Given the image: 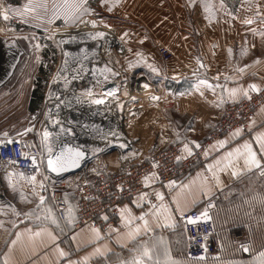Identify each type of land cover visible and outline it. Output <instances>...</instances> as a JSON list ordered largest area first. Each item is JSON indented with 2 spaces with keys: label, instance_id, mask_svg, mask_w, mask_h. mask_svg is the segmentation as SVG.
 Masks as SVG:
<instances>
[{
  "label": "crops",
  "instance_id": "1",
  "mask_svg": "<svg viewBox=\"0 0 264 264\" xmlns=\"http://www.w3.org/2000/svg\"><path fill=\"white\" fill-rule=\"evenodd\" d=\"M113 2L114 16L119 17V22L124 21L129 30L130 25L136 27L137 33H129L126 42L148 46V65L158 69L153 72L148 67V77L154 83L148 84L151 97L148 154L177 142L187 144L192 153L196 146L191 141L198 144L204 141L226 104L242 100L252 90L264 89V0H239L236 5L226 0ZM248 20L252 22L246 23ZM160 46H167L173 57L162 59ZM1 47L0 44V53ZM2 61L3 57L1 67ZM70 73L73 72L64 74ZM35 89L30 96L34 101L32 111L41 115L45 99L40 98V92L34 94ZM153 93H159L160 97H153ZM99 94L105 96L102 91L92 95ZM63 95L68 102V97ZM37 126L41 131V121ZM235 132L210 143L204 161L186 178L158 184L149 175L145 183L147 190L122 203L117 223L108 230L89 224L76 226L72 191H66L69 208L66 218L60 219L42 172L35 170L24 187L43 196L40 206L47 204L50 213H46L42 222L25 221L12 228L6 243L0 247V264L5 260L7 264H126L138 258L145 247L152 259L143 257L144 264H155L157 260L161 264L165 260L180 264H254L257 254L264 251V213L258 207L261 198L241 202L242 199L227 197L236 196L244 184L251 186V178L264 181L259 173L264 168L261 150L264 105L257 111L249 131L240 129L238 135ZM222 140L227 141L223 146L218 143ZM60 141L54 142L52 150ZM246 143L251 145L260 167L248 168L245 163ZM77 146L86 150L82 145ZM188 155L184 147L183 156ZM112 161L113 158H106L97 165L107 170H117L123 165L119 163L115 167ZM17 171L9 166L7 173L0 175V183L8 188ZM234 171L236 175L232 174ZM82 179L78 177L77 183ZM71 182L76 183V178ZM229 204L232 209H225ZM233 205L238 206L237 211ZM207 206L212 207L219 249L208 260H192L187 256V232L180 215ZM141 214H146L150 230L146 231L144 221L138 219ZM53 218L57 223H52ZM130 233L135 234L130 236ZM242 245L249 251H244Z\"/></svg>",
  "mask_w": 264,
  "mask_h": 264
},
{
  "label": "rangeland",
  "instance_id": "2",
  "mask_svg": "<svg viewBox=\"0 0 264 264\" xmlns=\"http://www.w3.org/2000/svg\"><path fill=\"white\" fill-rule=\"evenodd\" d=\"M226 1L230 5L239 3V0ZM28 3L29 0H0V9L9 10L8 20L0 15V59L3 57V67L0 66V137L21 134L40 147L46 156L48 147L52 148L57 140L82 145L88 152L83 168L65 178L52 176L68 192L74 189L78 177L99 169L98 161L113 158L112 163L117 167L119 163L149 157L148 101L151 97L148 96V84L154 83L148 77V46L126 42L129 33H137L135 24L130 25L129 30L124 21L119 22V17L114 16L113 0L106 3L84 0L82 7L91 9L87 13L75 8L81 0H32L36 10L26 17L16 16L11 11L22 10ZM82 24L105 34L115 32L113 43L103 44L100 37L93 40L88 35H93L92 30L85 32L81 40L73 35L69 38L57 35L61 30H73ZM67 71L73 73L64 74ZM109 82L118 85V94L110 97L92 95L101 93V87ZM141 86L146 88L144 92H139ZM35 87H40L45 99L41 115L30 109V96ZM152 96L159 98L160 94L153 93ZM97 100L102 103H95ZM69 104L82 108H72L67 113L63 108ZM39 121L41 131L37 126ZM25 129L31 131L25 132ZM45 132L50 134L47 140L44 139ZM113 137L124 138L126 147L114 144ZM29 178L30 174L17 171L8 188L0 183V230L4 229L8 236L17 224L42 222L46 213H50L47 204L40 206L39 195L24 187ZM75 178L76 183L72 184L71 180ZM249 182L251 186L244 184L237 194L234 193L236 196L227 198L242 199L243 202L252 197H264V181L251 178ZM233 207L234 210L238 208L237 205ZM258 207L264 213V204ZM225 209H232V206L229 204Z\"/></svg>",
  "mask_w": 264,
  "mask_h": 264
},
{
  "label": "built area",
  "instance_id": "3",
  "mask_svg": "<svg viewBox=\"0 0 264 264\" xmlns=\"http://www.w3.org/2000/svg\"><path fill=\"white\" fill-rule=\"evenodd\" d=\"M158 50L164 60H169L174 55L167 46H160ZM263 105L264 89L252 90L242 100L226 104L221 118L191 155L184 157V144L177 142L149 155L145 160L125 163L117 170L100 168L92 173L88 171L72 190L77 215L76 226L89 224L105 230L114 227L122 203L147 190L145 176L155 173L153 176L158 184L186 178L204 161L205 151L210 143L233 130L249 131L257 111ZM178 156L181 157L179 161L176 159ZM9 166L25 174L40 170L44 174L45 187L58 216L60 219L66 218L69 208L67 193L48 172L46 154L40 147L21 134L0 137V175L6 174ZM259 173L264 176V168ZM205 210L209 219L201 218L195 223L188 221L187 217H199ZM180 220L187 232V256L199 261L214 257L219 249V241L216 237L212 207L192 209L183 213V216L180 215ZM7 238L5 230L1 229L0 246L6 243Z\"/></svg>",
  "mask_w": 264,
  "mask_h": 264
},
{
  "label": "snow or ice",
  "instance_id": "4",
  "mask_svg": "<svg viewBox=\"0 0 264 264\" xmlns=\"http://www.w3.org/2000/svg\"><path fill=\"white\" fill-rule=\"evenodd\" d=\"M102 3H106L107 0H101ZM84 3V0H81V4H78L75 6L77 11H80L82 9V13H87L90 12L91 9H88L86 7H82ZM36 10V6L32 4V0H29V3L26 4L24 6V8L22 10L20 9H12L11 11L16 15V16H21V17H26L27 15H29L30 13H34ZM109 11L112 10L111 7L108 8ZM0 15L3 16L4 20H8L9 19V10L8 9H0ZM251 20L246 21V23H251ZM93 24H95V21L92 22ZM88 35H90L93 39H95L96 37H103L105 35V33L103 32H97L95 33V35H92L91 33H89ZM124 35H127V33H125ZM121 39H123V37H121ZM137 55H139V53H137ZM129 67H132V65L130 64ZM148 67L153 71V72H157L158 69L153 67L151 64L148 65ZM110 71V69H109ZM145 87H147V85H145ZM250 87L252 88H256L255 85H251ZM233 94H235V89L232 90ZM89 95H91V93H88ZM95 103L99 104L102 103V101H95ZM34 119V118H33ZM25 132L31 131V129H25ZM70 131V129L68 130ZM240 132V129H237L236 132L234 133V135H238ZM6 135V133H5ZM49 133L45 132L44 133V139L47 140L49 137ZM11 142V141H10ZM227 141H219L218 143L223 146ZM191 144L195 145L196 147H199V144L196 141H191ZM121 148L126 147V145L121 144L120 145ZM185 150L188 152L189 155H191V148L186 144L185 146ZM244 148L247 150V156H246V160L245 163L247 164L248 168H252V167H260V161L257 160L256 158V154L255 152L252 151L251 149V145L250 144H245ZM262 151H264V144H262ZM96 151H100V149H96ZM237 152L239 153V150H237ZM48 154H49V159H48V167L53 171V172H63L68 170V168H75L78 167L81 160L84 158L85 153L82 151H79L78 149H73L71 146H65L64 149H62L60 151L59 154L55 155L53 157V150L51 148V146L48 147ZM134 154V153H133ZM229 156H232V153L228 154ZM176 159L179 161L181 159V157H176ZM155 167V165H153ZM233 175H236L237 173L234 171L232 173ZM150 175H155V173H151ZM34 179V178H33ZM149 180V176H145L144 177V181L145 183H147ZM217 183H219V179H217ZM40 200L43 202L44 197L40 196ZM261 203L264 204V197H261ZM145 215L146 214H141L140 217H138V219L143 220L144 221V229L150 230L149 229V225H148V221L145 219ZM181 215L183 216V212H181ZM209 219L208 217V213L205 210L204 212H202L200 214L199 217H187L189 222L195 223L196 220L199 219ZM131 221L129 220V223ZM52 223H57V221L53 218L52 219ZM167 226H174V225H167ZM139 228L136 229V232H139ZM135 233H130L129 235H134ZM243 248L244 251H249V248L246 246H241ZM63 255V253H61ZM143 257H147L149 260L152 259L150 250L148 248H144L143 251L140 253L138 258H134L133 260H131L130 262H126V264H144L143 261ZM4 264H7V260H5ZM155 264H161V261L157 260L155 262ZM163 264H180V262L178 261H170V260H165L163 262ZM254 264H264V251H261L257 254L255 260H254Z\"/></svg>",
  "mask_w": 264,
  "mask_h": 264
},
{
  "label": "water",
  "instance_id": "5",
  "mask_svg": "<svg viewBox=\"0 0 264 264\" xmlns=\"http://www.w3.org/2000/svg\"><path fill=\"white\" fill-rule=\"evenodd\" d=\"M102 92L104 94H107V95H114V94H118L120 92V89H119L118 85L115 82H109L105 86L102 87ZM65 146H71L73 149H78L79 151L84 152L85 153L84 158L81 160V162H80V164H79L78 167L68 168V170L63 171V172H53L48 167L49 154H47V156H46V166H47V170L50 173V175L53 176L54 178H65L68 175H72L74 173L79 172L83 168V166L85 164V161L88 158V152L86 150H84L81 147L77 146L73 142H69L67 140H62V141H60L57 144V146L53 149V157L55 155L59 154L60 151L62 149H64Z\"/></svg>",
  "mask_w": 264,
  "mask_h": 264
},
{
  "label": "bare ground",
  "instance_id": "6",
  "mask_svg": "<svg viewBox=\"0 0 264 264\" xmlns=\"http://www.w3.org/2000/svg\"><path fill=\"white\" fill-rule=\"evenodd\" d=\"M89 25H90V23H89ZM91 26V25H90ZM89 30H92L93 31V35L95 34V33H97V29L96 28H92V29H90V27L87 25V24H82V25H79L78 27H76L75 29H73V30H68V29H64V30H61V32H59L57 35L58 36H60V38H61V36H63V37H71L72 35L73 36H75L76 38H78V39H80L81 40V38L82 37H84V35H85V32H87V31H89ZM99 32V31H98ZM115 36H116V34H115V32H109V33H106L103 37H100V39L102 40V42H103V44H108V43H113V39L115 38ZM73 39V38H72ZM71 40V39H70ZM79 40V41H80ZM94 40V39H93ZM98 40V39H97ZM86 41H88L87 39H86ZM8 66V65H7ZM145 87L144 86H141V87H139V92H144L145 91ZM106 96H112V95H107V94H105ZM73 99V98H72ZM72 102V101H71ZM71 105V104H70ZM75 108H82V106L81 105H73ZM72 106H68L67 105V109H69L70 110V108H71ZM66 109V110H67ZM72 109V108H71ZM59 116V115H58ZM62 116H63V113H62ZM52 131H54V133H58V131L56 130V129H52ZM56 135V134H55ZM79 138V137H78ZM114 138V137H113ZM80 139V138H79ZM92 142V141H91ZM126 141H125V139L124 138H119V137H115L114 138V140H113V143L115 144V143H118V144H123L124 145V143H125ZM112 143V144H113ZM112 144H107V146H110V145H112Z\"/></svg>",
  "mask_w": 264,
  "mask_h": 264
},
{
  "label": "trees",
  "instance_id": "7",
  "mask_svg": "<svg viewBox=\"0 0 264 264\" xmlns=\"http://www.w3.org/2000/svg\"><path fill=\"white\" fill-rule=\"evenodd\" d=\"M37 92H40V98L42 99V97H43V92L41 91L40 87H39V88H36V89L34 90V94H35V93L37 94ZM30 103H31V104H30V109L33 110V104H34L33 99H31Z\"/></svg>",
  "mask_w": 264,
  "mask_h": 264
}]
</instances>
